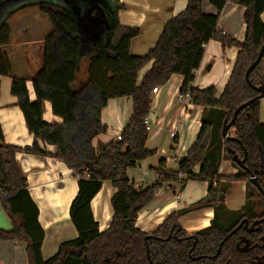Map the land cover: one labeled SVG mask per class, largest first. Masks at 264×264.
<instances>
[{
    "label": "trees",
    "instance_id": "obj_1",
    "mask_svg": "<svg viewBox=\"0 0 264 264\" xmlns=\"http://www.w3.org/2000/svg\"><path fill=\"white\" fill-rule=\"evenodd\" d=\"M103 1L0 0V76L12 78L11 94L18 98L17 106L34 136L30 147L8 144L0 122V200L13 225L11 229L0 227V241H25L28 264H264V222L258 225V231L248 232L242 226L224 241L245 218L253 222L264 216L262 192L253 184L247 169L233 160L234 155L244 157L245 147L246 167L264 190L260 100L239 112L228 138L222 133L225 120L230 121L240 105L259 94L245 75L264 44V0H232L246 8V35L241 42L218 27L229 0H207L215 13L206 12V0H188L187 7L166 22L157 43L144 55L131 53L132 40L141 29L121 24L119 12L124 4L114 1L109 9ZM74 5L87 9L85 15L101 20L98 35L88 42L81 36L84 14L73 11ZM34 6L50 18L52 28L43 42L42 66L32 78L36 99L31 100L27 79L13 74L4 48L12 38L11 16ZM211 40L221 42L223 47L238 48L220 95L214 85L202 89L194 86L205 46ZM86 51L92 54L88 78L74 90L72 85ZM151 61V68L139 84V71ZM174 74L183 76L180 91L189 89L193 103L202 107L201 127L177 169L168 168L163 158L156 168L158 181L137 186L128 170L156 154L146 145L149 132L144 124L153 104V88L165 85ZM250 81L255 87L264 85V54L250 72ZM126 96L133 98V112L121 137L96 148L93 140L107 131L102 122L103 109L110 99ZM46 101L51 103L52 112L63 119L62 123L44 119ZM47 145H53L55 152L48 151ZM18 152L55 157L73 169L78 179V193L70 206L78 235L61 242L48 258L42 251L46 234L39 220L40 209L17 160ZM223 160H229L237 172L221 174ZM105 181H110L116 192L111 200V222L100 230L92 200ZM191 181L208 182L207 196L189 208L173 211L154 231H143L137 225L140 211L161 187L178 184L183 190ZM239 181L246 182V203L231 210L227 194ZM200 207L213 209L211 225L189 233L182 228L180 218ZM241 239H250L251 247L246 251L241 248ZM0 264L5 263L0 260Z\"/></svg>",
    "mask_w": 264,
    "mask_h": 264
},
{
    "label": "crops",
    "instance_id": "obj_2",
    "mask_svg": "<svg viewBox=\"0 0 264 264\" xmlns=\"http://www.w3.org/2000/svg\"><path fill=\"white\" fill-rule=\"evenodd\" d=\"M75 1L79 0H66L69 3ZM114 1L125 6L119 12L121 24L141 29L140 35L134 38L131 43V53L135 55H144L153 48L166 22L184 10L188 4V0H105L103 2L110 9L114 5ZM72 9L81 14L87 10L78 5H74ZM205 10L206 12H216V9L207 0ZM245 11L244 6L229 0L221 14L219 29L238 41H243L247 28L244 20ZM262 19L264 21V12ZM99 24L100 21L97 20L96 28ZM9 25L12 38L10 44L4 49L10 58L13 74L27 79L30 98L35 100L36 94L32 78L42 66V46L51 31L52 22L47 15L39 11L38 7L34 6L14 13L9 19ZM237 54L238 48L236 47H223L222 43L217 40L208 42L194 86L202 89L214 85L218 91L220 90V95L227 84ZM152 63L151 61L139 71V84L151 68ZM198 75L203 77L198 78ZM0 80V122L5 141L8 144L30 147L34 142V136L29 132L23 112L17 106L18 98L11 94L12 78L0 76ZM182 83L183 76L174 74L165 85L160 86V92L152 93L153 104L149 115L154 129L149 135L146 145L149 149L156 150L158 164L150 160L154 157L152 156L142 160L138 167L128 170L129 178L137 186H147L158 181L159 175L156 168L163 158H170V161L167 160V167L176 169L177 164L189 150V144L193 140L192 136L197 137L199 133L202 107L194 103L183 104L175 101V96L181 90ZM260 108L261 120L264 121V98L260 100ZM132 112L133 98L131 96L110 99L102 111V122L107 126V131L93 140L94 146L100 149L113 139H119L122 130L131 119ZM44 119L49 123H62L63 121L61 117L52 112L49 101L45 102ZM173 125L180 128L177 146L167 147L166 143L170 142V139L167 141L168 128ZM47 150L55 152L56 149L53 145H47ZM17 160L28 180L31 196L40 209L39 220L46 234L42 251L44 257L48 258L57 251L61 242L73 239L78 235L70 217V206L79 189L78 179L74 175L73 169L52 156L39 157L18 152ZM173 162H176V165H173ZM229 163V160L222 161L221 174L232 175L237 172V168L234 165L229 166ZM236 183L240 185L241 194L235 198L231 194L233 187L229 189L226 203L231 210L240 209L246 203V182ZM164 189L172 190L173 194L164 193ZM115 192L116 189L112 183L105 181L102 189L92 200V210L95 219L100 224V230L108 228L111 222L113 216L111 200ZM207 193L208 182L191 181L183 190H179L178 184L175 186L164 185L140 211L137 225L143 231H154L173 211L189 208L206 197ZM213 217L212 208H194L180 218V223L182 228L189 233H194L210 226ZM12 226V221L7 220L0 210V227L11 229ZM150 226L153 228L150 229ZM25 247V241H0V260L5 264H28Z\"/></svg>",
    "mask_w": 264,
    "mask_h": 264
},
{
    "label": "water",
    "instance_id": "obj_3",
    "mask_svg": "<svg viewBox=\"0 0 264 264\" xmlns=\"http://www.w3.org/2000/svg\"><path fill=\"white\" fill-rule=\"evenodd\" d=\"M263 54H264V44L262 45L259 53H258V56L256 57V59L250 64V66L248 67L247 71H246V80L248 82V84L254 88H256L258 91H259V94L257 96H255L254 98H252L251 100L243 103L242 105H240L234 112V115L232 117V119L230 121L225 120L224 122V127H223V130H222V133H223V136L225 138H228L229 137V133H230V130L232 128V126L234 125V123L236 122V119H237V116L239 114V112L245 108V107H248L250 104L256 102V101H259L261 100L262 98H264V85L260 86V87H255L252 82L250 81V72L260 63L262 57H263ZM230 138H233V137H230ZM244 148V151H245V154H244V157L243 158H240L239 156L237 155H234L233 156V160L242 168L244 169H247V171L250 173L251 175V179H252V182L254 185L258 186L259 190L262 192L263 196H264V190L263 188L261 187L259 181H258V178L254 175V173L248 169L246 167V159H247V156H248V151L246 150L245 147ZM264 222V216L262 218H259V219H256L254 220L251 225L249 226V223H250V220L248 218H245L244 220H242V222L228 235L225 237L224 241L227 240L230 235H233L234 233H236L242 226H245L247 231L248 232H252V231H258L260 230V225L261 223ZM241 241L245 242V247L242 249L243 251H246L248 249V247L250 246V239H241ZM223 242H221V245H222ZM221 245H220V248L218 250V254L220 253V250H221ZM238 246H240V243H238ZM150 264H153L152 261H150Z\"/></svg>",
    "mask_w": 264,
    "mask_h": 264
},
{
    "label": "rangeland",
    "instance_id": "obj_4",
    "mask_svg": "<svg viewBox=\"0 0 264 264\" xmlns=\"http://www.w3.org/2000/svg\"><path fill=\"white\" fill-rule=\"evenodd\" d=\"M82 23H83V25L81 26V36H82V39L85 41V42H88L90 39H92L94 36L96 37V35H98V34H96L97 33V31H98V28H96V23H97V20H98V22L100 21L101 22V20H100V18L98 17L97 18V20L93 17V16H91L89 13H87V15H84V17H82ZM87 45H85V48L87 49V47H86ZM91 55L92 54H90V51H86V52H84V55H83V58H82V61H81V68H80V71L78 72V75H77V80L73 83V85H72V88L74 89V90H77V89H79V87L87 80V78H88V67H89V61H90V58H91ZM41 68V67H40ZM40 68L37 70V72L40 70ZM36 72V73H37ZM198 78L200 77V78H202L203 76L202 75H198L197 76ZM218 90V89H217ZM220 91V90H219ZM219 91H218V93H219ZM174 126L175 125H173L171 128H168V132H169V135H168V137H167V141L170 139V142L169 143H166V145H167V147H169L170 145H175V146H177V143L175 142V140L171 137V135H170V132H171V130L174 128ZM165 130H167V129H165ZM152 133V132H151ZM151 133H149V135L151 134ZM165 137V134L163 135V138ZM195 136H192V142L189 144L190 145V147H191V145L193 144V142L195 141ZM189 142H190V140H189ZM189 147V148H190ZM187 155V154H186ZM154 157L153 158H151L150 160H153V161H155V163H157L158 164V162H157V160H158V156L157 155H153ZM152 157V156H151ZM149 158V157H148ZM170 159V158H169ZM226 163V162H225ZM170 164V163H169ZM173 165H176V162H173L172 163ZM233 164L230 162L229 163V166H232ZM158 166V165H157ZM177 168H178V164H177ZM176 168V169H177ZM198 167H196V169H197ZM233 186H231V187H233L232 188V191H231V194H233V196L235 197V198H237L240 194H241V188H240V185H238V183H236L235 182V184L233 183L232 184ZM171 186V185H170ZM230 187V188H231ZM179 190H180V188H179ZM172 191V190H171ZM170 190H167L166 191V189H164V193L165 192H170L171 194H173V192H171ZM163 192V191H162ZM230 194V195H231ZM156 195V194H155ZM155 197V196H154ZM153 197V198H154ZM152 198V199H153ZM151 199V200H152ZM0 207H2L3 208V206H2V203H1V200H0ZM2 208H0V210L2 211V214H3V216H5L6 218H7V220H11V219H9L10 217H9V215H8V213L5 211V210H3ZM153 228V226H150V229H152ZM53 255V254H52ZM48 257H50V256H48Z\"/></svg>",
    "mask_w": 264,
    "mask_h": 264
},
{
    "label": "built area",
    "instance_id": "obj_5",
    "mask_svg": "<svg viewBox=\"0 0 264 264\" xmlns=\"http://www.w3.org/2000/svg\"><path fill=\"white\" fill-rule=\"evenodd\" d=\"M160 91H161V89L159 86L153 88V93H158ZM175 101L178 103H183V104H192L193 103V96H192L191 91L188 89L185 92H182V91L177 92V94L175 96ZM144 124L146 125V129L148 130V132L151 133L154 129V124H153L149 114L145 116ZM179 133H180V128H179V126L175 125L174 128L171 130L170 135L175 140L176 143L178 140L177 137H178ZM120 137H121V135L119 136V138ZM175 159H176V157H175ZM167 160L170 161L171 159L168 158V159H166V161Z\"/></svg>",
    "mask_w": 264,
    "mask_h": 264
},
{
    "label": "flooded vegetation",
    "instance_id": "obj_6",
    "mask_svg": "<svg viewBox=\"0 0 264 264\" xmlns=\"http://www.w3.org/2000/svg\"><path fill=\"white\" fill-rule=\"evenodd\" d=\"M251 223H252V222L249 223V226L251 225ZM244 227H245V226H244ZM245 228H246V227H245ZM243 242H244V241H243ZM238 247H240V246H238ZM244 247H245V242H244V244H243V246H242L241 248L243 249ZM249 247H251V243H250V246H249ZM249 247H248V248H249Z\"/></svg>",
    "mask_w": 264,
    "mask_h": 264
}]
</instances>
